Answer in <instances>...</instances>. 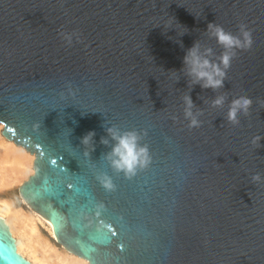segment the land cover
Here are the masks:
<instances>
[{"label":"water","instance_id":"95a60500","mask_svg":"<svg viewBox=\"0 0 264 264\" xmlns=\"http://www.w3.org/2000/svg\"><path fill=\"white\" fill-rule=\"evenodd\" d=\"M210 23L254 41L217 89L185 63L197 44L219 63ZM239 96L253 104L233 125ZM0 121L34 152L19 194L89 264H264V0H0ZM112 127L150 149L132 178L108 159ZM0 264H30L1 217Z\"/></svg>","mask_w":264,"mask_h":264},{"label":"clouds","instance_id":"9594fccd","mask_svg":"<svg viewBox=\"0 0 264 264\" xmlns=\"http://www.w3.org/2000/svg\"><path fill=\"white\" fill-rule=\"evenodd\" d=\"M239 35L226 31L223 26L210 23L208 25L209 32L214 36L218 43L225 48V52L220 56L219 63H212L208 59L203 58L199 54V45H195L189 53L185 56V63L190 66V74L195 77V82L204 81L203 87L217 89L223 86V81L227 77V70L231 67V62L236 55V50H249L251 49L254 41L252 31L245 24H240ZM68 45L73 42V37L79 39V34L76 32L60 33ZM207 54L211 55L212 50L208 49ZM69 92L75 95V91L69 85ZM185 101L187 108L185 109L186 118H190L189 128H196L200 126V121L197 115L191 111L193 104L190 96H186ZM225 102V97L220 96L213 101V106H222ZM253 100L248 96H239L232 100L231 107L227 114L228 121L233 125L240 123L239 116L241 113L244 115L249 114L252 107ZM39 127V125H36ZM109 134L114 140L117 141L113 151L109 154L108 159L111 162L112 168L118 172L123 173L126 177H134L140 169L146 168L150 165L152 157L149 147L145 144L140 145L139 141L143 138L137 131H129L121 134L120 130L116 127L108 129ZM146 134V133H145ZM95 133H89L83 138L84 144H89L92 136ZM264 139L260 136L253 138V144H259L260 140ZM107 144V140H103ZM96 179L99 183L109 191L115 189L113 179L108 174L97 175ZM254 183L264 182V176L257 173L252 176Z\"/></svg>","mask_w":264,"mask_h":264},{"label":"bare ground","instance_id":"6f19581e","mask_svg":"<svg viewBox=\"0 0 264 264\" xmlns=\"http://www.w3.org/2000/svg\"><path fill=\"white\" fill-rule=\"evenodd\" d=\"M1 134L4 136V138L14 142L13 139L6 137L2 132ZM14 143L29 151L25 146L21 144H17L16 142ZM10 144L9 142L5 143L0 139V187L3 188L5 186H9L15 181H18L19 178L21 179L22 177L21 175H26L27 173L26 168H28L27 163L31 161V159H29V156H27V154L23 150H21L20 148L19 149L13 148ZM30 153L34 155V152H30ZM33 163L34 161L32 160V164ZM31 169L33 171V166ZM20 197L26 202V200L21 195ZM2 203L3 204L0 203V217L7 224L12 236L14 235L16 237L15 238L13 236L15 238L17 250H19V252H21L22 254L24 253V250H28L30 252L28 254H32V259H30L31 256L30 258H28L31 261V262L29 261L30 264H89L88 259L70 251L64 246L62 242H59L54 235L49 220H47L42 215H40L34 208H32V206L29 203L26 202L34 210L35 215L38 217L37 219H40L41 221H45L49 224L50 230L54 235L56 241L64 248V251H62V253L59 252V255L61 254L63 256L61 255L56 256L57 254L55 255L49 254V252L52 253L51 252L52 250L50 251L48 250L49 252L47 255H42V254L40 255L38 249L35 247L36 244L34 243L35 240L37 242L40 238V237L37 238L39 236V232L35 225L34 217H31L29 215L27 216V214L23 213L22 211L21 212L20 211L18 212L17 210L12 211V208H10L11 205L8 202L3 201ZM4 214H7L8 216ZM18 232L20 235L19 237L16 236L17 235L16 233ZM39 250L41 249L39 248ZM70 253L73 255H70ZM74 254H76L77 256L76 255L74 256ZM54 256L59 258L53 260L52 257Z\"/></svg>","mask_w":264,"mask_h":264},{"label":"rangeland","instance_id":"374dc122","mask_svg":"<svg viewBox=\"0 0 264 264\" xmlns=\"http://www.w3.org/2000/svg\"><path fill=\"white\" fill-rule=\"evenodd\" d=\"M2 128H3V123L0 121V139L3 141V142H5V143H8L9 142V144L13 147V148H17V149H21V150H23L26 154H27V156H29V159H31V161L29 162V163H27L28 165H27V167L28 168H26L27 170V173H26V175H21V176H19V177H21V179L19 178V180L18 181H15V182H13L12 184H10L9 186H5L4 188L3 187H0V203L1 204H3L2 202L4 201V202H8L10 205H11V207L10 208H12V211H15V210H17L18 212L20 211H22L23 213H25V214H27V216L29 215V216H31V217H34V222H35V225H36V227H37V230H38V232H39V236L37 237V238H39V240L36 242V240H35V244H36V248L38 249V252H39V254L41 255H47L48 254V252L50 251V250H52L51 252L52 253H50L49 252V254H57L56 256H58L59 255V252L60 253H62V251H64V248H63V246L62 245H60L57 241H56V239H55V237H54V235L52 234V232H51V230H50V226H49V224L47 223V222H45V221H41L40 219H37L38 217L35 215V213H34V210L20 197V195H19V192H18V187L20 186V184L23 182V180H25L26 178H27V176L30 174V173H32L33 171H32V166H33V164H32V160L34 161V155L33 154H31L29 151H27L25 148H23V147H21V146H18V145H16L14 142H12V141H9L8 139H6V138H4V136L1 134V131H2ZM3 136V137H2ZM30 165V166H29ZM4 215H6V216H8L7 214H4ZM17 235V237H19L20 235H19V232L18 233H16ZM14 236V235H13ZM15 237V236H14ZM16 238V237H15ZM43 240V241H42ZM40 241V242H39ZM44 244V245H43ZM39 245V246H38ZM45 245H47V246H45ZM38 246V247H37ZM46 247V248H45ZM39 248L41 249V250H39ZM45 248V249H44ZM49 250V251H48ZM19 251V250H18ZM28 250H24V253L22 254L21 252V254L22 255H24L27 259L28 258H30V256H31V258L30 259H32V254H28V253H30L29 251L27 252ZM54 251V252H53ZM27 252V253H26ZM44 252V253H43ZM61 255V254H60ZM59 255V256H60ZM70 255H73V254H71L70 253ZM76 254H74V256H75ZM53 256V255H52ZM61 256H63V255H61ZM77 256V255H76ZM53 258V260L54 259H58L59 257H52ZM30 259H28L29 261H30ZM57 261V260H56ZM31 262V261H30Z\"/></svg>","mask_w":264,"mask_h":264}]
</instances>
